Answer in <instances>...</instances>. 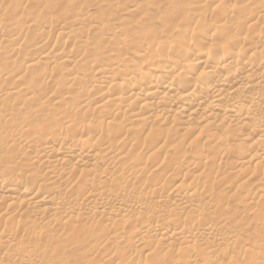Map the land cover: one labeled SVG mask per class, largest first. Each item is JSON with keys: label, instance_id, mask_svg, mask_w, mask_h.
<instances>
[{"label": "bare ground", "instance_id": "bare-ground-1", "mask_svg": "<svg viewBox=\"0 0 264 264\" xmlns=\"http://www.w3.org/2000/svg\"><path fill=\"white\" fill-rule=\"evenodd\" d=\"M0 264H264V0H0Z\"/></svg>", "mask_w": 264, "mask_h": 264}]
</instances>
